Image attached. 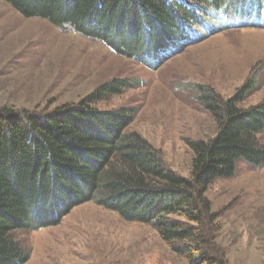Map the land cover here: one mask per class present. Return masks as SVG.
Instances as JSON below:
<instances>
[{"label": "trees", "instance_id": "obj_1", "mask_svg": "<svg viewBox=\"0 0 264 264\" xmlns=\"http://www.w3.org/2000/svg\"><path fill=\"white\" fill-rule=\"evenodd\" d=\"M1 1L26 18L70 27L141 62L182 46L189 35L185 29L199 24L198 15L207 7L240 20L253 8L258 16L264 11V0ZM127 85L111 80L78 103L48 113L0 108V264H25L30 258L15 231L57 226L89 202L127 222L154 226L189 264H227L217 257L223 252L215 244V218L205 195L215 181L236 176L238 161L264 167L259 139L264 134V99L243 106L255 88L251 82L227 100L199 86V102L218 131L208 141L189 143L194 157L192 174L185 178L130 131V108L103 111L93 106Z\"/></svg>", "mask_w": 264, "mask_h": 264}, {"label": "rangeland", "instance_id": "obj_2", "mask_svg": "<svg viewBox=\"0 0 264 264\" xmlns=\"http://www.w3.org/2000/svg\"><path fill=\"white\" fill-rule=\"evenodd\" d=\"M252 12L251 18L229 19L207 7L198 13L199 24L185 29L182 46L141 62L70 27L26 18L0 0V108L48 113L122 80L128 83L122 93L93 106L130 108V131L146 139L169 170L189 178V143L208 141L218 131L199 102L198 87L227 100L251 82L255 88L243 106L264 99V11ZM259 139L264 145V134ZM237 167L235 177L215 181L205 195L215 218V244L223 252L217 257L227 264H264V167L242 160ZM14 237L30 251L25 264H189L154 226L127 222L94 202L76 207L57 226L17 230Z\"/></svg>", "mask_w": 264, "mask_h": 264}]
</instances>
